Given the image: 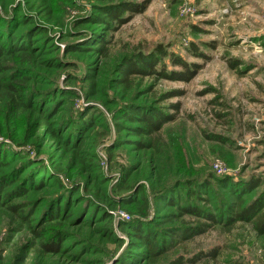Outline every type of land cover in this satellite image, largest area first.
<instances>
[{"label":"rangeland","instance_id":"374dc122","mask_svg":"<svg viewBox=\"0 0 264 264\" xmlns=\"http://www.w3.org/2000/svg\"><path fill=\"white\" fill-rule=\"evenodd\" d=\"M242 1L150 0L106 31L102 54L92 48L102 25L88 18L101 0H0L1 82L16 71L15 96L27 102L12 118L9 100L0 99V151L14 153L0 168V186L16 176L0 192V264H264V234L248 222L214 225L158 257L134 229L150 227L159 244L168 227L197 220L178 208L191 191L200 196L191 201L214 212L239 206L236 195L248 202L264 191V8L253 0L258 21L250 25ZM10 36L30 40L29 49L10 55ZM158 43L202 69L188 82L135 75L120 84L122 57ZM191 43L209 59L195 56ZM131 105L174 119L152 136L133 135L129 126L138 123L118 117ZM42 115L48 123L39 126ZM75 118L94 123L79 131ZM140 139L152 146L138 149ZM251 176L260 185L239 192ZM21 185L26 194L3 199ZM51 210L58 217L45 219ZM53 234L62 237L58 251H44Z\"/></svg>","mask_w":264,"mask_h":264},{"label":"trees","instance_id":"16d2710c","mask_svg":"<svg viewBox=\"0 0 264 264\" xmlns=\"http://www.w3.org/2000/svg\"><path fill=\"white\" fill-rule=\"evenodd\" d=\"M150 0H138V1H132V0H101L100 3L95 4V10L90 14L88 17L89 19H92V22L98 23L102 25L103 32L96 31L92 34H99L97 36V40L93 43L95 46L92 48H95L98 52L105 54V51L107 50V42L108 40L104 38V35L106 31H112L115 30L118 27H121L122 24L128 22L131 17L137 13L143 12L147 6L149 5ZM21 37V36H20ZM22 38V37H21ZM19 37H11V52L10 55H13L14 52L18 51H24L26 49H29V44L27 40V44L23 42V38L21 39ZM25 39V38H24ZM26 40V39H25ZM212 46H214L211 43ZM2 45L0 46V59L2 57L3 50ZM191 52L199 58H202L203 60L209 59V56L205 52H201L198 50L196 45L194 43H191ZM15 59L18 57L23 58L22 56H14ZM164 58H167L170 65H178V69H167L166 68V62L164 61ZM28 60V59H25ZM229 66H234L233 61L228 62ZM203 63H198L194 61H186L184 60L179 54L173 51H168L166 47H164L161 43H158L155 45L154 49L148 52L144 51H138L136 53H133L131 56H124L122 59L117 63L116 69L119 74L118 81L120 84L128 83L131 76H153L154 78H164L168 80H178L183 82H188L191 78H193L197 72L202 69ZM4 67V66H0ZM2 72V71H0ZM8 82H1L0 78V99L9 100V106L8 111L10 113V117H15V108L23 107L27 104L21 103L16 98V93H20V89L15 85L13 82V78L18 76L19 74L14 71H10L8 74ZM176 109L179 108V102H175L172 104ZM39 117V116H38ZM119 118H126L131 122H137L138 125H130L131 132L130 134L138 135V136H152L155 134L159 129L162 127V125L166 122L172 121L174 119V114L169 115L165 112H163L160 109H153L150 107H146L143 105H134V106H127L126 110H124L119 116ZM46 116H40L38 118L39 126H42L43 124L48 123ZM77 124L76 127L77 130L80 128L79 131L89 129L93 125L94 121L91 119H88L87 121H81L79 119L74 120ZM119 126V124H117ZM2 133V130H0ZM6 133L4 132V135ZM137 145L138 149L148 147L150 148L152 146L151 141H134ZM66 143L68 144L69 141L66 139ZM4 153H1L0 151V168L7 165V159L8 156H12V152H6V150H3ZM11 158V157H10ZM15 177L13 176L8 177L5 176L3 184L0 186V192L3 191L5 187L8 185H12L15 182ZM6 179H8L7 182ZM12 179V180H11ZM261 183L259 178L249 177L236 186V189L240 192V189L243 193L250 192L254 190L257 186H259ZM42 184V182H40ZM222 186L227 188L229 191L232 190V187H229V181H227L226 178L221 180ZM20 188H16L14 192H7L3 199H7L9 197H12L11 194L13 193H20V194H26L27 188L26 186H19ZM199 189L202 193H207L210 191L209 189V182L203 181L199 184ZM195 194V198H200L198 195V190L196 193L194 191H191L190 194L184 196V204L179 205L178 202V208L180 209V214H189V215H195L197 220L192 222V224L183 225V226H175V227H168L166 229V234L169 236V239H164L162 237L161 242L158 244L156 241V235L153 230L146 226L141 228V226L135 225L134 229L137 230L138 233H135L136 236L141 238L147 245V251L149 254L152 255V257H158L161 253H164L170 249L171 247L175 246L181 241H185L188 239H191L193 236L204 234L208 232V229H210L214 225H221L223 227H228L230 229L231 226H233L235 223L244 221L251 224L252 230H254L259 235L264 234V191L259 192L256 194V196L251 199L248 202H244L241 195H236L237 200L241 203L239 206H233V205H224L225 207L217 208V212L212 211L209 207H204L200 204H198L195 201H191V196ZM61 195V193H60ZM191 201V202H190ZM170 204H173V199L169 200ZM19 205H11L10 209H17ZM64 218H66V214L64 213ZM58 217V212H53L52 210L47 215V220H52L54 218ZM38 236L43 235L40 232H36ZM55 236V238H53ZM44 237V236H43ZM52 239L45 240L41 244V248L44 251L49 252H57L60 243L62 241L61 235L58 237L56 235H52ZM216 249L209 250L208 253H206V256L209 255H215ZM198 257V256H197ZM128 258V257H127ZM181 263L180 259H177L176 262H173V264H179Z\"/></svg>","mask_w":264,"mask_h":264},{"label":"crops","instance_id":"0c3cea01","mask_svg":"<svg viewBox=\"0 0 264 264\" xmlns=\"http://www.w3.org/2000/svg\"><path fill=\"white\" fill-rule=\"evenodd\" d=\"M250 1V2H248ZM257 2H260L261 3V7L264 8V0H255ZM243 2V1H242ZM244 3V2H243ZM254 1L253 0H245V3H244V7L242 8H238V9H241L243 11V13H247V15H250L247 18V23H249L251 25V21H258V15H257V10H256V5L253 4ZM238 4V3H237ZM255 27V25H254ZM249 31H252V29H250V27H246Z\"/></svg>","mask_w":264,"mask_h":264},{"label":"built area","instance_id":"2783aa9c","mask_svg":"<svg viewBox=\"0 0 264 264\" xmlns=\"http://www.w3.org/2000/svg\"><path fill=\"white\" fill-rule=\"evenodd\" d=\"M232 1H234V2H235V0H232ZM263 30H264V25H263Z\"/></svg>","mask_w":264,"mask_h":264}]
</instances>
